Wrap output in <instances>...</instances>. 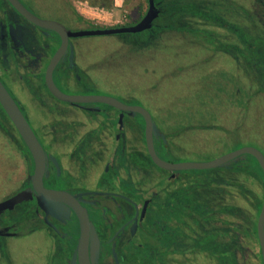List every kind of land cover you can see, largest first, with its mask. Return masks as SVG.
Listing matches in <instances>:
<instances>
[{
  "label": "rangeland",
  "instance_id": "374dc122",
  "mask_svg": "<svg viewBox=\"0 0 264 264\" xmlns=\"http://www.w3.org/2000/svg\"><path fill=\"white\" fill-rule=\"evenodd\" d=\"M25 1L41 18L59 20L73 31L135 25L148 10V0H115L112 9L92 0ZM164 1L166 12L154 24L168 28L159 30L150 44V36L144 33L72 38L75 59L87 84L68 85L57 78L59 86L69 94L105 95L147 108L172 142V153L165 156L168 161H209L245 146L264 153V0ZM36 30L29 32L31 38ZM30 75L25 71L10 87L13 96L28 105L32 123L88 118L74 105L53 97L44 86L45 92H39L42 101L30 100L33 92L23 83ZM96 119L102 120L101 116ZM136 143L131 137L129 145L134 148ZM7 157L6 136L0 130V200L12 195L23 180L16 144L12 173L7 169ZM122 159L138 163L142 170L162 171L150 161L145 147ZM206 173L183 170L180 175L184 183H194L198 177L203 183ZM23 207H18V214ZM19 216L9 212L6 218ZM46 234L0 236V264H65L66 258L54 249L52 262L47 263L51 249ZM193 235L202 243L190 247L197 251L202 245L205 252L198 256L193 250L187 264H236L231 240H210L196 230ZM240 263L263 264L256 239H245Z\"/></svg>",
  "mask_w": 264,
  "mask_h": 264
},
{
  "label": "flooded vegetation",
  "instance_id": "af4514ba",
  "mask_svg": "<svg viewBox=\"0 0 264 264\" xmlns=\"http://www.w3.org/2000/svg\"><path fill=\"white\" fill-rule=\"evenodd\" d=\"M20 2L37 15L25 0ZM156 3L161 13L162 7L158 1ZM35 29L36 36L34 33V38H31L29 32ZM37 39L39 42L33 44ZM60 44L61 38L56 32L49 30L46 34V31L21 15L10 0H0V79L12 96L10 86L19 82V77L25 71L32 75L29 81L23 82L27 91L33 92L30 100H41L39 92H45L43 86L49 92L45 73ZM70 44L74 46V64H70L69 47L66 57L58 63L53 73L54 81L61 90L63 89L59 86L57 78L68 85L80 82L87 84L81 76L84 71L75 59L76 47L72 38ZM39 70L42 72L39 73ZM15 100L47 155L44 186L73 194L78 202L77 206L86 211L95 228V234L89 229L84 234L76 211L66 202L63 204L70 212H59L58 217L47 215L39 207L34 191L33 199L0 213V230L3 231L0 236L24 237L38 232L48 233L51 254L47 263L52 262L54 249L66 258L65 264H71L79 241L84 235L88 246L83 264H187L189 258L194 256L195 250L190 247L189 230L186 227L182 234L179 232L181 224L176 218L174 203L168 205L164 201L168 193L171 194L178 188L181 171H146L142 170L138 163L122 159L129 152H137L145 147L152 162L146 145V121L143 115L131 114L109 105L105 108L104 103H85L72 104L88 114L85 120L32 123L30 118L33 117L29 114L28 105L18 97ZM41 104L42 106H38L42 109L44 104ZM30 107L37 111L32 105ZM51 107L49 105V109ZM5 114L0 104V130L6 136L9 156L7 169L12 173L15 126ZM96 116H101L102 120L97 121ZM121 116L123 123L119 121ZM152 118L165 135V138H154L156 151L162 159L167 160L165 156L172 153V142L163 132L164 127L153 115ZM131 137L137 141L134 148L129 145ZM22 149H18L22 161V183L12 195L0 201L33 187L35 162L24 141ZM152 173L159 175L153 177ZM170 198L173 199V196ZM22 205L24 207L18 214V207ZM9 212L20 216L9 220L6 218ZM200 247L201 249L195 250L198 256L204 255L205 252L202 245ZM231 249L236 251L233 242ZM77 264H81L79 260Z\"/></svg>",
  "mask_w": 264,
  "mask_h": 264
},
{
  "label": "water",
  "instance_id": "95a60500",
  "mask_svg": "<svg viewBox=\"0 0 264 264\" xmlns=\"http://www.w3.org/2000/svg\"><path fill=\"white\" fill-rule=\"evenodd\" d=\"M15 9L23 15L27 20L46 31H54L61 38V44L57 51L52 56L45 73V83L49 92L58 100L67 102L70 104H85V103H104L106 105L117 108L121 111H127L131 114L140 113L144 116L146 121V145L148 153L152 162L168 171L179 172L183 170H204L213 169L228 166L231 161H238L240 157L246 154L254 156L264 172V153L256 147L245 146L239 149L222 154L214 159L203 162L183 161L172 162L162 159L155 148L154 138L161 136L165 138V135L161 133L160 129L156 125L152 118L151 113L143 106L128 105L114 97L105 95H79L69 94L61 90L54 81L53 73L58 63L63 60L70 47V64H74V46L70 44V38L89 36V35H113V34H126V33H140L146 30H151L154 26L155 20L160 15V8L157 6L156 0H148V10L145 16L135 25L115 26L105 28H87L82 30L73 31L67 28L65 24L58 20L45 19L35 15L27 7H25L20 0H10ZM0 104L5 110L6 114L14 124L16 130L21 136L22 140L28 147L35 162V169L33 173V187L22 190L15 195L0 201V213L5 210H12L16 205L21 204L24 201H28L34 198L33 192L35 191L36 201L47 215L51 214L58 217L59 212H70V209L66 207L63 202L70 204L76 211L84 234L90 232L95 234V228L84 209L79 208L76 197L63 190L48 189L44 186L43 179L46 172L47 155L43 146L41 145L37 135L32 129L27 117L21 110L18 102L7 90L5 85L0 79ZM120 123H123V117L119 119ZM77 203V204H75ZM48 221V219H47ZM0 234L3 231L0 230ZM257 234L262 254V263L264 264V202L257 220ZM85 237L79 241L78 247L72 257L71 264H77L78 260L81 264L86 260L88 241L84 240ZM79 257V258H78Z\"/></svg>",
  "mask_w": 264,
  "mask_h": 264
},
{
  "label": "trees",
  "instance_id": "16d2710c",
  "mask_svg": "<svg viewBox=\"0 0 264 264\" xmlns=\"http://www.w3.org/2000/svg\"><path fill=\"white\" fill-rule=\"evenodd\" d=\"M92 1L109 9L115 6V0ZM156 1L162 7V16L166 12L165 1ZM165 28L168 26L154 24L153 29L140 33L150 36V44L155 34ZM5 116L8 117L7 114ZM13 128L14 143L19 150H23L22 138L16 128ZM205 170L207 173L203 175V183L201 177L196 178L194 183H189L190 180L184 183L181 176L178 188L171 194L168 193L164 201L168 205L174 203L176 218L181 224L179 232L182 234L183 229L188 228L190 244L201 241L194 237V230L198 234L202 231L210 240H231L236 245V264H241L240 257L244 251L245 239H256L259 243L257 220L264 202L263 169L254 156L246 154L238 161H231L228 166ZM192 192L194 193L191 196ZM171 195L173 199L170 198ZM212 244L214 245V242Z\"/></svg>",
  "mask_w": 264,
  "mask_h": 264
}]
</instances>
